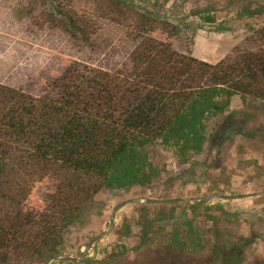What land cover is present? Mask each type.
I'll list each match as a JSON object with an SVG mask.
<instances>
[{"label": "trees", "instance_id": "1", "mask_svg": "<svg viewBox=\"0 0 264 264\" xmlns=\"http://www.w3.org/2000/svg\"><path fill=\"white\" fill-rule=\"evenodd\" d=\"M147 3L28 0L39 29L87 45L108 21L125 27L136 47L116 73L57 56L34 79V93L0 85V264H8L7 254L13 264L66 254V231L102 188L130 190L160 179L154 146L188 164L236 96L264 101V26L233 55L210 64L191 50L179 52L181 25ZM198 242L187 224L163 249L177 262ZM217 245V264H242Z\"/></svg>", "mask_w": 264, "mask_h": 264}, {"label": "rangeland", "instance_id": "2", "mask_svg": "<svg viewBox=\"0 0 264 264\" xmlns=\"http://www.w3.org/2000/svg\"><path fill=\"white\" fill-rule=\"evenodd\" d=\"M148 1L151 10L181 25L177 50H191L194 58L210 64L233 55L264 26V0ZM135 47L123 26L102 21L99 32L83 45L60 30L36 27L28 16V0H0L1 86L34 93V79L57 56L116 73L128 65ZM150 156L161 169L160 179L130 190L102 188L66 231L61 247L66 254L61 255L76 257L80 247L106 232L113 208L125 200H204L215 192L227 196L264 192V101L236 96L230 109L210 125L203 152L188 164H180L173 151L160 145L150 150ZM34 165L44 168L38 161ZM187 224L198 233L200 247L190 248L185 260L172 262L163 248L175 233L187 231ZM216 245L227 258H238L242 264L264 261V196L215 199L203 206L190 202L126 206L117 214L113 233L93 247L84 262L74 264H152L153 260L217 264ZM3 259L13 264L10 254Z\"/></svg>", "mask_w": 264, "mask_h": 264}, {"label": "water", "instance_id": "3", "mask_svg": "<svg viewBox=\"0 0 264 264\" xmlns=\"http://www.w3.org/2000/svg\"><path fill=\"white\" fill-rule=\"evenodd\" d=\"M261 196H264V192L249 194V195H239V196H227L222 193L215 192L211 194L210 196H208L207 198H205L204 200H190V199H181V200H174V201H168V200L160 201V200H151V199H145L143 201L138 200V199L125 200L113 208L112 213L109 218V222L107 224V231L104 232L101 236L93 240H90L87 244L80 247L78 249V253L76 257L59 254V255H55L49 258L43 264H51L52 262H55V261H63V262H71V263L84 262L88 252L93 247H95L96 245H98L99 243L107 239L113 233L117 214L122 208L129 206V205H143V204H154V203L155 204H170V203H175V202H190L194 204L195 206H203L215 199L224 200V201H234V200H243L247 198H256V197H261Z\"/></svg>", "mask_w": 264, "mask_h": 264}]
</instances>
